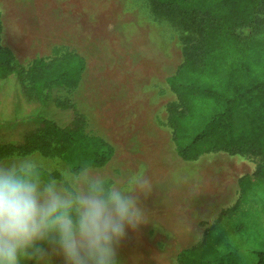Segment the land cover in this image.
<instances>
[{
  "label": "rangeland",
  "instance_id": "obj_1",
  "mask_svg": "<svg viewBox=\"0 0 264 264\" xmlns=\"http://www.w3.org/2000/svg\"><path fill=\"white\" fill-rule=\"evenodd\" d=\"M4 9V43L14 46L24 66L67 51L85 57L80 85L58 95L76 102L89 118L88 129L114 144L113 159L97 170L150 181L144 224L128 229L119 242L121 264H178V252L201 241L221 211L237 202L244 176L255 186L228 223L245 222V229L232 234L214 264H256L264 249V181L254 174L260 157L218 152L185 161L175 150L166 109L175 94L167 77L184 60L180 22L154 16L148 0H4ZM250 32L241 29L243 36ZM60 113L53 104L43 110L67 121ZM30 156L59 174L60 184L72 174L53 155ZM32 258L34 264H66L51 241L22 264Z\"/></svg>",
  "mask_w": 264,
  "mask_h": 264
},
{
  "label": "trees",
  "instance_id": "obj_2",
  "mask_svg": "<svg viewBox=\"0 0 264 264\" xmlns=\"http://www.w3.org/2000/svg\"><path fill=\"white\" fill-rule=\"evenodd\" d=\"M148 2L154 16L178 20L186 32L184 60L167 77L175 94L166 109L176 153L185 161L218 152L258 156L261 160L254 174L264 181V0ZM245 27L251 29L248 36L241 33ZM85 69L86 59L76 51L52 58L35 57L24 66L0 38V96L16 84L26 100L24 119L13 110L5 118L0 116V158L53 155L71 173L86 163L103 168L113 159L114 145L88 129L89 118L76 102L58 95L77 88ZM7 104L0 103V110ZM51 104L65 112L67 121L61 123L43 114ZM15 106V101L9 103V107ZM17 136L22 138L17 140ZM42 171L46 178H61L45 168ZM239 185L237 202L221 211L201 241L178 252V264L222 260L223 248L229 246L232 234L245 229V222L229 225L228 220L255 186L248 176L240 178ZM49 242H39V250L33 255ZM257 254L256 264H264V249ZM28 264H34L33 258Z\"/></svg>",
  "mask_w": 264,
  "mask_h": 264
},
{
  "label": "clouds",
  "instance_id": "obj_3",
  "mask_svg": "<svg viewBox=\"0 0 264 264\" xmlns=\"http://www.w3.org/2000/svg\"><path fill=\"white\" fill-rule=\"evenodd\" d=\"M147 176L115 177L84 164L64 184L30 155L0 164V264H22L41 241L66 264H121L119 242L144 224Z\"/></svg>",
  "mask_w": 264,
  "mask_h": 264
},
{
  "label": "crops",
  "instance_id": "obj_4",
  "mask_svg": "<svg viewBox=\"0 0 264 264\" xmlns=\"http://www.w3.org/2000/svg\"><path fill=\"white\" fill-rule=\"evenodd\" d=\"M0 12H1V26H2V30L0 32L1 43L3 45H6L7 47H9L14 52V54L16 56L17 53L15 52L14 46L11 45L10 43H7V44L4 43V14H5L4 0H0ZM48 58H52V57H48ZM13 87H14V89L13 90L10 89L9 91H7V90L5 91V89H4V95H1L0 96V103H4V102L5 103L6 102L8 103L5 106H1L0 116H2L3 118H5L4 116L8 115V112L10 110H13V112H15V113L17 112L18 117H22V119H24L25 116H26L25 115V111H26V104H25V102H26V100H25L22 92L20 91V88L19 87H16V84ZM11 101H15L16 102V106L15 107H12V108L9 107V103ZM24 132L25 131H24V128H23V130L21 131V136H23V133ZM21 136H17V138H18L17 140H19V137H21ZM14 157H22V156H14ZM11 158H13V157L0 158V164H7V163H9L8 161L11 160Z\"/></svg>",
  "mask_w": 264,
  "mask_h": 264
},
{
  "label": "bare ground",
  "instance_id": "obj_5",
  "mask_svg": "<svg viewBox=\"0 0 264 264\" xmlns=\"http://www.w3.org/2000/svg\"><path fill=\"white\" fill-rule=\"evenodd\" d=\"M64 8V7H63ZM108 10V9H107ZM98 13H100V12H98ZM29 26V25H28ZM20 39V38H19ZM18 40V39H17ZM27 43V42H26ZM124 66V65H123ZM129 231V230H128ZM141 255V254H140Z\"/></svg>",
  "mask_w": 264,
  "mask_h": 264
}]
</instances>
